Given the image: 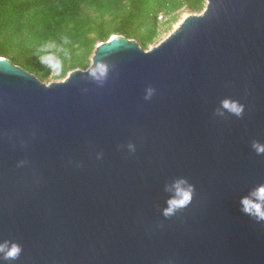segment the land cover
Here are the masks:
<instances>
[{
    "label": "water",
    "instance_id": "obj_1",
    "mask_svg": "<svg viewBox=\"0 0 264 264\" xmlns=\"http://www.w3.org/2000/svg\"><path fill=\"white\" fill-rule=\"evenodd\" d=\"M90 66L47 83L0 57V245L23 250L0 264H264L240 210L264 184V0H206L147 49L114 34Z\"/></svg>",
    "mask_w": 264,
    "mask_h": 264
},
{
    "label": "trees",
    "instance_id": "obj_2",
    "mask_svg": "<svg viewBox=\"0 0 264 264\" xmlns=\"http://www.w3.org/2000/svg\"><path fill=\"white\" fill-rule=\"evenodd\" d=\"M206 0H0V57L36 74L50 71L38 50L48 39L67 38L70 59L61 76L86 69L96 45L114 34L137 40L145 49L158 41L182 9L200 12Z\"/></svg>",
    "mask_w": 264,
    "mask_h": 264
},
{
    "label": "clouds",
    "instance_id": "obj_3",
    "mask_svg": "<svg viewBox=\"0 0 264 264\" xmlns=\"http://www.w3.org/2000/svg\"><path fill=\"white\" fill-rule=\"evenodd\" d=\"M68 44L69 41L65 37H61L59 40L51 38L41 44L37 53L39 62L49 69L50 74L59 77L64 72L66 60L70 59ZM90 71L93 79L102 84L106 78L108 66L101 62L95 68L90 66ZM154 94L155 89L149 86L145 89L144 99L151 100ZM225 107L231 114L241 117L245 106L239 102H232L226 103ZM220 114L222 115V113ZM126 147L130 153L136 151L134 143L129 142ZM252 148L257 155H264V143L253 141ZM101 157L102 153H97V158ZM24 163V161H21L18 166H22ZM175 189L176 195L167 201L168 207L163 210L165 217L173 216L178 211L186 208L194 198L195 186L189 184L185 179L178 180L175 183ZM240 210L257 222H264V184L258 185L249 197H244L241 200ZM22 251V247L18 243H12L11 246H7V244L0 245V261H15L19 259Z\"/></svg>",
    "mask_w": 264,
    "mask_h": 264
},
{
    "label": "rangeland",
    "instance_id": "obj_4",
    "mask_svg": "<svg viewBox=\"0 0 264 264\" xmlns=\"http://www.w3.org/2000/svg\"><path fill=\"white\" fill-rule=\"evenodd\" d=\"M200 12H202V11H200ZM200 12H191L190 10H188V9H182V10H180L178 13H177V18H176V20H174L173 22H172V24H171V26H170V28L168 29V30H166L165 32H163L162 33V35L158 38V41L157 42H155V43H153V44H151V45H155V44H157V43H159L162 39H164L174 28H175V26L185 17V16H187V15H189V14H192V13H200ZM150 45V46H151ZM93 55V54H92ZM92 55H91V57H92ZM68 75V74H67ZM66 75V76H67ZM65 78V77H64ZM61 79H63V78H56L55 76H53L52 74L50 75V77L47 79V80H45V82H47V83H49V82H51V81H55V80H61Z\"/></svg>",
    "mask_w": 264,
    "mask_h": 264
}]
</instances>
